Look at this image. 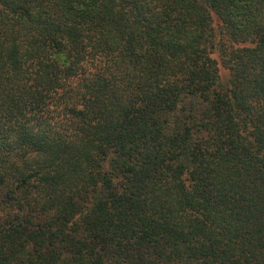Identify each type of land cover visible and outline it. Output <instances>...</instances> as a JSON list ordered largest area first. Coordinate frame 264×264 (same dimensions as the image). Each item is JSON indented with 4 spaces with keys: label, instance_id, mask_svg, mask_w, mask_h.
<instances>
[{
    "label": "trees",
    "instance_id": "trees-1",
    "mask_svg": "<svg viewBox=\"0 0 264 264\" xmlns=\"http://www.w3.org/2000/svg\"><path fill=\"white\" fill-rule=\"evenodd\" d=\"M0 264H264V0H0Z\"/></svg>",
    "mask_w": 264,
    "mask_h": 264
}]
</instances>
